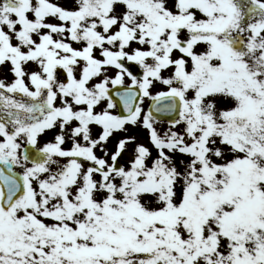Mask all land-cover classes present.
<instances>
[{
	"label": "snow or ice",
	"instance_id": "obj_1",
	"mask_svg": "<svg viewBox=\"0 0 264 264\" xmlns=\"http://www.w3.org/2000/svg\"><path fill=\"white\" fill-rule=\"evenodd\" d=\"M0 264H264V0H0Z\"/></svg>",
	"mask_w": 264,
	"mask_h": 264
}]
</instances>
